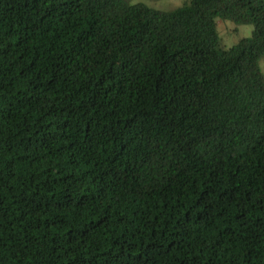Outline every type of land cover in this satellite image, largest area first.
Listing matches in <instances>:
<instances>
[{"label": "trees", "instance_id": "trees-1", "mask_svg": "<svg viewBox=\"0 0 264 264\" xmlns=\"http://www.w3.org/2000/svg\"><path fill=\"white\" fill-rule=\"evenodd\" d=\"M261 62L264 0H0V264H264Z\"/></svg>", "mask_w": 264, "mask_h": 264}, {"label": "rangeland", "instance_id": "rangeland-1", "mask_svg": "<svg viewBox=\"0 0 264 264\" xmlns=\"http://www.w3.org/2000/svg\"><path fill=\"white\" fill-rule=\"evenodd\" d=\"M130 4H143L149 8L159 11H169L182 7L188 0H127ZM251 25H236L230 21L217 20V34L223 49L235 45L240 39L249 37L252 34ZM264 70V63H260Z\"/></svg>", "mask_w": 264, "mask_h": 264}]
</instances>
